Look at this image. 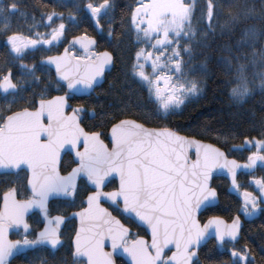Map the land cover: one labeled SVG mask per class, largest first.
Listing matches in <instances>:
<instances>
[{"label": "snow or ice", "instance_id": "6c2138e0", "mask_svg": "<svg viewBox=\"0 0 264 264\" xmlns=\"http://www.w3.org/2000/svg\"><path fill=\"white\" fill-rule=\"evenodd\" d=\"M9 7L13 11L18 10L16 3ZM109 7V0H103L98 5H87L98 26L102 11ZM212 8L213 5L209 3L207 15L210 19L213 16ZM191 12V6L184 0H140L132 14L138 35L142 32L146 41L155 38L151 47L159 52L154 56L150 51H138L133 74L149 85V92L162 101L161 107L165 112L182 104L185 97L196 94L198 84L188 79L172 82V77L166 74L155 75V79H152L140 60L143 59L146 63L151 61L153 74L161 68L182 74L181 53H190L191 48L182 46L180 42L192 40L195 36L191 28ZM46 15L48 21H52L54 16L63 19L62 13L52 12ZM235 19L234 17L233 22ZM64 32L65 25L60 23L52 29L50 39L33 40L29 37L21 45L19 34L13 32L7 36V42L11 51L19 58L29 44H51ZM247 35L253 40L256 38L252 29L247 30ZM72 43L80 44L85 55L70 56L65 48L63 55L47 57V61L55 64L57 74L67 82L69 89L80 85L92 88L97 78L103 75L105 66L111 63L112 56L108 52H90V45H94L95 41L87 36L74 37ZM160 49L164 51H159ZM168 49H171L170 54ZM165 56L168 63L163 62L162 58ZM233 58L240 59L239 56ZM244 68L243 64L236 68L235 83L231 88V95L236 99H243L250 92ZM29 71L34 72L35 68ZM161 80L168 85L163 91L160 88ZM0 88L5 92L17 88L10 72L0 77ZM66 106V97L58 96L52 100H40L39 107L34 110L23 108L6 117L0 115V120H3L0 124V167L20 168L27 165L32 171V179L29 180L32 199L20 202L14 199V191L5 193L4 209L0 211V264H8L9 257L24 246L47 242L55 248L61 243L58 225L63 220L62 217L49 220L48 225L34 240H29L25 235L23 240L10 241L7 239V230L23 224L27 231L29 225L24 222L23 217L32 206H38L47 219L49 195L68 193L69 189H75V181L80 173H84L96 188L87 198L89 207L79 213L82 224L75 237L74 255L86 257L87 264H115L113 254L118 249L127 252L133 264H194L196 249L213 226L216 238L221 243L237 239L239 216L233 219L231 225H224L219 217H211L201 227L195 213L205 201L217 195L216 189L209 183L213 169L226 168L233 185L239 187L236 170L241 167L252 168L257 161L264 162V155L261 154L264 152V140L246 139L245 142L255 146L258 151L248 156V163L241 165L236 160H228L219 149L181 137L169 129H148L135 121L125 120L112 126V148L109 149L99 139L100 133H85L80 127L77 114L83 109L74 108L71 115H66ZM81 137L84 151L76 152L78 166L67 176L60 175L56 168L60 149L66 144L75 148ZM193 146L196 159L190 161L188 149ZM112 173L119 174V187L113 192H104V181ZM255 183L264 193V179ZM10 195L13 196L11 202ZM243 195V210L248 214L258 207L257 198L247 191ZM102 197H107L117 205L122 201L124 212L134 213L146 223L151 228V243L143 238L129 243V230L107 208L101 206ZM109 240L111 252L104 250L106 241ZM169 245H174L176 250L166 257L165 250L171 251ZM231 254L238 257L236 264H248L250 253L246 249L237 251L233 248Z\"/></svg>", "mask_w": 264, "mask_h": 264}, {"label": "trees", "instance_id": "16d2710c", "mask_svg": "<svg viewBox=\"0 0 264 264\" xmlns=\"http://www.w3.org/2000/svg\"><path fill=\"white\" fill-rule=\"evenodd\" d=\"M209 1L213 5L212 18L206 16L207 1L197 0L191 18L194 39L180 42L191 48L190 53H181L182 74L161 68L175 81L194 80L199 90L165 112L149 88L133 74L136 53L144 44L132 25V13L139 0H109L110 7L101 13V32L94 27L84 6L98 5L103 0H0V9H8L0 11V77L11 72L19 89L16 94L0 96V113L6 116L18 109L34 108L37 99L62 94L64 88L39 61L59 53L72 36L86 35L96 38L97 52L107 50L114 58L112 70L94 93L70 98L73 108L83 109L79 113L86 131L103 132L106 138L113 124L130 118L147 127L172 129L222 150L246 139L264 140V0ZM12 3L17 4V11L10 9ZM52 12L62 13L63 19L54 16L48 21L46 14ZM60 23L65 25L60 39L51 44L30 45L19 58L11 51L7 36L13 32L25 40L50 39L52 29ZM248 29L255 31V40L247 35ZM162 59L168 63L167 56ZM239 64L245 66L250 88L243 99L231 95ZM33 67L35 71L30 72ZM251 235L255 243L264 245V227L258 226ZM36 260L38 264L65 263L60 253L51 256L38 252Z\"/></svg>", "mask_w": 264, "mask_h": 264}, {"label": "flooded vegetation", "instance_id": "af4514ba", "mask_svg": "<svg viewBox=\"0 0 264 264\" xmlns=\"http://www.w3.org/2000/svg\"><path fill=\"white\" fill-rule=\"evenodd\" d=\"M71 51L72 55H78L81 57L85 55V52H77L75 48H72ZM11 79L14 81L12 74ZM18 90L17 86L14 92L4 94L0 91V96L2 98L11 94H16ZM63 94H65V90L62 94H55L49 98L37 99L35 101V107L28 109L34 110L35 108H38V103L42 99L47 101L57 95ZM22 109H18L13 112L21 111ZM73 109L74 108L70 103V99H68L66 115L70 114ZM0 112H2L1 107ZM13 112L8 115H11ZM0 115L2 114L0 113ZM77 115L79 117L78 121L81 127H83L81 124L82 115L80 113ZM45 123H47L46 120ZM88 133L91 134L94 132ZM100 137L108 144V147L111 148V144L108 142L107 136L106 138L102 135ZM247 140L256 141L261 139L254 138ZM245 141L246 140H244L242 144H239L244 145L243 148L238 147L239 145H231L227 150H223L228 160H236L242 165L248 163V156L253 152H257L258 149L252 144H247ZM83 149L84 146L79 147V151ZM261 154L264 155V152ZM191 158H193V156H191ZM67 159H69L66 162L69 163L68 165L65 163ZM77 165L78 164L75 162L73 156L67 152L61 158L58 168L59 174L62 176L68 175ZM30 177L31 174L25 168L0 172V211L4 208L5 193H12L14 191V199L20 202L32 199V185L29 184ZM261 179H264V162L261 161H257L256 165L252 168H245L244 170L236 173V182L239 187L233 185L231 175L230 177L219 176L212 179L210 186L216 189L217 195L215 198L209 199V205L201 212L198 217V221L203 225L209 218L219 217L224 222V225H231L233 219L239 216L240 228L236 240H228L227 243L219 244L214 237L210 238L209 241L197 251V257L194 259V264H213V262L216 264H236L238 257L232 256L231 253L233 248L237 251H244L246 249L248 253H250L248 264H264V245L255 243L254 237L251 235V231L258 228V226L264 227V199H261V197H264V193L260 191L259 186L255 183V181ZM118 187L117 180L112 179L106 184L104 191L113 192ZM245 191L256 197L258 204V207L248 214H246L243 210V193ZM92 192H94V190L89 187L87 182L82 178L79 179L75 189H69L68 193L61 192L62 197L47 200V219L45 218L43 212H39L37 209L30 211L27 214L25 213L23 219L24 222L29 225V228L26 231L23 224L8 228V239L10 241H19L23 240L25 235H27L29 240L36 239L39 232L43 231L46 225H48L49 220H54L56 217L67 219L72 214L84 210L86 208V200ZM12 199L13 196L10 195L9 202H11ZM102 205L110 211L112 216L118 219L124 227L130 231L127 238L129 243L138 238H143L148 243H151L146 229L140 227L133 220L123 214L121 210V203H119V205L116 203L111 205L109 203L102 202ZM30 209H32V207H30ZM76 232V220L67 219L58 231L61 243L57 245V248H53L47 242L43 244L24 246L20 249V251L12 256V258L8 261V264H38V261L36 260L38 252H47L51 256L60 253L61 259L65 262L64 264H87V259L78 258L74 255L75 251L72 241ZM104 250L107 252L110 251L109 247H105ZM172 252H174L172 249L171 251L165 250V256H171ZM43 263L48 264L47 261H43ZM115 264L129 263L122 258H115Z\"/></svg>", "mask_w": 264, "mask_h": 264}, {"label": "water", "instance_id": "95a60500", "mask_svg": "<svg viewBox=\"0 0 264 264\" xmlns=\"http://www.w3.org/2000/svg\"><path fill=\"white\" fill-rule=\"evenodd\" d=\"M84 9H85L86 13H87L91 18H94V17L92 16L90 10L87 8V6H85ZM95 26H98L97 23H95ZM77 37H82V36H77ZM92 39L95 41V44H94V45H90V50H91V49H94V48L97 46V41H96L94 38H92ZM72 41H73V38H72L71 41H70V44H71L72 46H75V47L78 49V51H84V50L81 48L80 44L77 43V44L73 45ZM67 49H68V48H67ZM64 51H65V49H64L60 54H58V55H53V56H60V55H63V54H64ZM68 52H69V50H68ZM104 52H108V53H110V52L107 51V50L102 51L101 53H104ZM110 54H111V53H110ZM69 55H70V53H69ZM70 56H71V55H70ZM111 56H112L111 63L105 66V70H104L103 75H102L101 77H98V78H97V80H96V82H95V84L93 85L92 88H86V87H84L83 85H80V86H78V87H76V88H74V89H69V88L67 87V82L64 81L63 79H61V77L57 74L56 66H55L54 63H49V62L47 61V57H46L45 59H43V60L40 62V64L45 65V66H47L48 68H50V69L53 71V73H54V76H55L56 81H57L59 84H61V85L65 88L66 93H65L64 95H61V96H65V97H66V99H67V105H68V98H69L70 95H73V96H76V97H89V96L95 91L96 88H99V87L104 83L106 74H108V73L112 70V68H113L114 58H113V55H112V54H111ZM49 57H50V56H49ZM0 91H1L2 93H4V94H7V93H10V92H14L15 89H9L7 92H5V91L3 90V88H0ZM55 97H58V96H55ZM53 98H54V97H53ZM53 98H52V99H53ZM52 99H50V100H52ZM38 107H39V103H38ZM66 107H67V106H66ZM66 107H65V114H66ZM71 114H72V112H71L70 114H68V115H71ZM125 120H127V121H135L136 123H139V122H137L136 120H133V119H124V120H122V121H125ZM78 122H79V121H78ZM118 123H119V122H118ZM118 123H116V124H118ZM139 124H141V123H139ZM79 125H80V123H79ZM142 125H143V124H142ZM144 126H145V125H144ZM80 127H81V125H80ZM145 127L148 128V129H167V128H150V127H147V126H145ZM81 128L84 130L85 133H88V132L85 131V129H84L83 127H81ZM111 129H112V127H111ZM111 129H110V131L108 132V142L111 144V148H112V143H111ZM169 130H171V129H169ZM171 131H172L173 133L178 134V135L181 136V137H185V138H187V139L197 141V142H199V143L202 144V145H207V146H210V147H212V148L219 149L217 146H215V145H213V144H211V143L204 142V141H201V140L196 139V138L188 137V136H185V135H183V134H179V133H177V132H175V131H173V130H171ZM89 134H90V133H89ZM100 136H101V134H100ZM99 139H100L101 141H103V140L101 139V137H99ZM103 143H104L105 145L108 146V144H107L106 142L103 141ZM81 146H84V145H83V137H81L80 142L76 145L75 148L72 147V146L69 145V144H66L62 149H60L59 157H58V159H57V161H56V168H57V170H58V168H59V164H60V161H61L62 156H63L65 153H67V152L70 153V154L73 156L75 162H76L77 164H79V158L76 156V152L79 151V147H81ZM108 148H109V147H108ZM111 148H109V149H111ZM219 150H220L221 152L224 153V151H222L221 149H219ZM83 151H84V149L81 150L80 152H83ZM224 154H225V153H224ZM188 156H189V158H190V161L196 159L195 146H193L192 148H189V149H188ZM191 156H193V158H191ZM225 156H226V155H225ZM221 163H223V161H221ZM241 165H242V164H241ZM77 166H78V165H77ZM77 166H76V167H77ZM76 167H75V168H76ZM21 168H25V169L31 174L30 179H32V171H31L30 168H28L27 165H22L20 168H14V167H0V172H3V171H14V170H16V169H21ZM244 169H245V167L238 168V169L236 170V173H237L238 171H241V170H244ZM71 172H72V171H71ZM65 176H67V175H65ZM219 176L230 177V174H229V172H228V170H227L226 168H223V167H217V168L213 169V171H212V175H211V179H210L209 183L211 184V181H212V179H213L214 177H219ZM81 178L84 179V180L87 182V184L89 185V187H91L94 191H96L95 186H94L93 183L87 178V176H86L84 173H80V174H78V176H77V178H76V181H75V184H77V181H78L79 179H81ZM112 179L117 180V182H118V186H119V184H120V177H119V174H118V173H112V174H110L108 177H106V179H105V181H104V187H105L106 184H107L110 180H112ZM104 187H103V191H104ZM104 192H105V191H104ZM56 197H62L61 192L50 194L49 197H48V199H52V198H56ZM102 202H106V203H109V204H111V205L114 203V202H112L111 200H109L107 197H102V198H101V201H100V204H101V206H102L103 208H105V207L102 205ZM120 203L122 204V201H121ZM208 205H209V200L205 201V202L200 206V208L196 211L195 215H196V219H197V220H198V217H199V215L201 214V212H202L203 210H205L206 207H208ZM88 207H89V205H88L87 200H86V208H85V209H87ZM3 209H4V208H3ZM35 209L39 210V212H42L41 209H40L38 206H32V209L29 208V209L27 210L26 214L29 213L30 211H34ZM121 210H122L123 214H124L126 217L130 218L131 220H133V221H134L136 224H138L140 227L145 228L146 231H147V233H148V235H149V237H150V240H151V228H150L146 223H144L143 221H141L138 217H136L134 213L124 212V211H123V204H122V208H121ZM2 211H3V210H2ZM82 211H83V210H82ZM82 211L77 212V213H74V214H72L69 218H67V219H75V220H76V222H77V231H79L80 228H81V224H82V222H81V216L79 215V213H81ZM109 212H110V211H109ZM67 219H64V218H63V220L59 223V225H58V231H59V229L62 227L63 223H64ZM208 220H209V219H208ZM208 220H207V221H208ZM207 221H206L205 223H207ZM199 223H200V222H199ZM205 223H204V224H205ZM204 224H203V225H204ZM203 225L200 224L201 227H203ZM46 226H47V225H46ZM129 232H130V231H129ZM8 233H9V231L7 230V239H8ZM76 233H77V232H76ZM75 237H76V234H75L74 239H73V241H72L74 251H75ZM212 237H214V238L216 239V241H217L219 244H221V242L216 238V235H215V226H213L212 228H210V229L208 230V232H207L206 235H205V238L201 240L199 247L196 249V252H197V251H198L203 245H205V244L209 241V239L212 238ZM8 240H9V239H8ZM105 247H109V249H110L109 252L112 251L110 240H109V241H106V245H105ZM56 248H57V246H56ZM169 248L172 249L173 251L176 250L175 247H174V245H169ZM166 250H167V249H166ZM11 258H12V257H9V260H10ZM78 258H81V257H78ZM84 258L86 259V257H84ZM115 258H122V259H124L127 263H129V264H133V261H132V259H131V256H130L127 252H124L123 249H118V250L113 254V260H114V262H115ZM195 258H196V257H194V259H195Z\"/></svg>", "mask_w": 264, "mask_h": 264}, {"label": "rangeland", "instance_id": "374dc122", "mask_svg": "<svg viewBox=\"0 0 264 264\" xmlns=\"http://www.w3.org/2000/svg\"><path fill=\"white\" fill-rule=\"evenodd\" d=\"M206 1H207V13H208V5H209L210 1H209V0H206ZM139 2H140V0H139ZM145 2H146V0H145ZM184 2L187 3V4H189V5L191 6V8H192L191 17H190V20H191V18H192V14H193V10H194L195 4L197 3V0H184ZM136 8H137V6L134 8L133 12L136 10ZM207 13H206V16H207V18H208ZM132 14H133V13H132ZM137 22H139V21H137ZM132 25H133V28H134L135 32L137 33V30H136V28H135V25H134L133 21H132ZM145 26H146V25H145ZM137 34H138V33H137ZM139 36H140L141 40L144 41L143 47H142L139 51H141V50L150 51V52H153L154 56L157 55V54L159 53L157 50H155V49H153V48L151 47V44L155 42V38H153L151 41H146V40L144 39V37H143V33H142V32L139 34ZM26 42H27V41H26L24 38H21V37H20L19 43H20L21 45H23V44L26 43ZM25 49H26V48H25ZM161 50H162V49H160L159 51H161ZM92 53H95V52H92ZM140 63H141V64H145V69H144V70H145V72H146V73H147L152 79H155V75H161V74H163L162 69L158 70L155 74H153V69H152V67H151V61H148V62L146 63L143 59H141V60H140ZM168 76H171V75L168 74ZM136 77H137L140 81H142L138 76H136ZM171 77H172V76H171ZM142 82H143V83L149 88V85H148L146 82H144V81H142ZM172 82H175V80L173 79V77H172ZM167 87H168V85L165 84V82H164L163 80H161V81H160V88H161V90L163 91V90H165ZM151 94L153 95V97H154L157 101L160 102V104L162 103V101H161L160 99H158V98L154 95V93H151ZM165 98H166V96H165Z\"/></svg>", "mask_w": 264, "mask_h": 264}]
</instances>
